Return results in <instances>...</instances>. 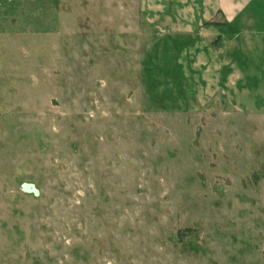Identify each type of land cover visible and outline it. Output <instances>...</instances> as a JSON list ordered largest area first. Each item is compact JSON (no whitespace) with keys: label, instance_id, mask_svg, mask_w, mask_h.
Wrapping results in <instances>:
<instances>
[{"label":"rangeland","instance_id":"374dc122","mask_svg":"<svg viewBox=\"0 0 264 264\" xmlns=\"http://www.w3.org/2000/svg\"><path fill=\"white\" fill-rule=\"evenodd\" d=\"M203 2L0 0V264H264V37Z\"/></svg>","mask_w":264,"mask_h":264},{"label":"crops","instance_id":"0c3cea01","mask_svg":"<svg viewBox=\"0 0 264 264\" xmlns=\"http://www.w3.org/2000/svg\"><path fill=\"white\" fill-rule=\"evenodd\" d=\"M203 3L205 7L190 20V23L195 21L190 25L197 28L193 30H197L193 36L197 42H204L208 38L207 35L214 37V42L219 48V57H229L228 63L233 62L231 56L236 52L237 43L241 38L245 56L251 47H259L260 51L262 50L260 39L264 37V28H257L262 25L260 17L264 12V0H204ZM191 26L187 25V31H190ZM226 67L229 75L233 68L230 65ZM225 79L226 77L222 76L221 81Z\"/></svg>","mask_w":264,"mask_h":264},{"label":"water","instance_id":"95a60500","mask_svg":"<svg viewBox=\"0 0 264 264\" xmlns=\"http://www.w3.org/2000/svg\"><path fill=\"white\" fill-rule=\"evenodd\" d=\"M21 189L25 193H31L34 196L39 195V190L37 189V187L33 183L23 182V183H21Z\"/></svg>","mask_w":264,"mask_h":264}]
</instances>
